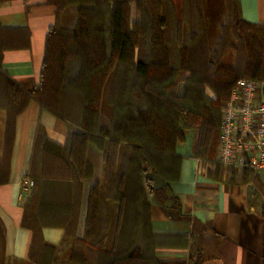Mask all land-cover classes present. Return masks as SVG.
I'll return each mask as SVG.
<instances>
[{
  "label": "trees",
  "instance_id": "trees-1",
  "mask_svg": "<svg viewBox=\"0 0 264 264\" xmlns=\"http://www.w3.org/2000/svg\"><path fill=\"white\" fill-rule=\"evenodd\" d=\"M83 1L85 0H47V3L54 6L55 23L46 34L39 83L31 91L12 79L3 68L0 47V108L7 112L8 142L15 118L28 101L33 99L42 108L79 129V132L69 135L65 148L68 158L81 150L79 166L86 167V172L76 169L77 182L72 175L68 180L38 174L44 170L42 165L41 170L39 168L37 172L31 173V191L34 192L30 201L33 204L30 208H26L25 204V216L22 220V225L32 232L27 258L32 256L31 248L34 245L33 251L39 248L49 249L55 250L57 254L65 248L68 257L78 256V250L90 238L88 227L96 214L95 208H108L109 201L114 200L118 209L113 245L111 249H103L101 240V247L96 243L91 249L92 253L98 255L95 264H161L155 257L160 237L152 231L146 194L147 191H154L161 198L165 194L161 188H153V179L147 174H154L165 182L174 181L178 178L179 163L183 157L217 162L214 158L221 101L228 97L238 77L246 75L257 79L262 75L264 68L261 43L264 47V24L243 19L239 2L234 0L237 7H234L231 17L220 25L219 31L223 29L219 37L223 41L220 42L222 47L210 49L208 29L203 23L189 29V35L193 39L189 45L183 44V36L178 29L175 37L177 65H172L162 31L166 19L159 13L158 0H145V10L150 14L147 27L142 17L139 22L130 23L131 0H99L109 5L103 4L106 13L102 16L101 26L94 30L87 27ZM69 6H76L77 21L71 34H67V40L80 50V58L76 63L70 62L71 65L67 67L63 64V59L65 54L68 59L70 53L60 47L59 39H54L58 37L54 27L57 26L60 11ZM176 11L179 15L180 8L177 7ZM225 25H228V32ZM106 31L109 55L106 52ZM136 46H140L141 55L135 59ZM54 47L57 59L61 60L57 71L61 77V86L68 88L70 83L81 81V87L85 89L82 94L78 92L79 102L70 107L75 112L71 118L62 109L58 111L53 108L50 104L54 100L46 95V91H54L57 86L56 81L47 77L52 68L51 61H55L51 55ZM230 50L234 51V63L227 65L224 60ZM73 52L77 54L76 50ZM84 71L88 72L86 78L81 77L78 81L77 77ZM207 91H210L209 95ZM191 134L194 140L190 143ZM207 140L209 143L206 146ZM87 141L94 142L103 150L105 174L89 190L84 234L82 238H77L75 231L81 185L88 176L83 175L87 174L89 166L83 156ZM188 144L191 147L189 153L184 152L189 147ZM60 150L61 146L48 139L43 140L42 152L59 154ZM115 151L117 157L125 154L130 163L129 175H111L106 171V161ZM7 156L0 158V178L5 171ZM205 156L211 158L207 159ZM102 195L106 199H101ZM32 209L34 223L31 225L28 218ZM121 218L127 229L133 228L134 238L125 250L114 252L120 238L117 230L118 225H121ZM45 226L64 229L60 245L50 244L42 238L41 230ZM125 240L126 245L130 237ZM4 257L7 256L3 251L0 235V259L3 260ZM74 261L77 260L72 258V262Z\"/></svg>",
  "mask_w": 264,
  "mask_h": 264
},
{
  "label": "crops",
  "instance_id": "crops-1",
  "mask_svg": "<svg viewBox=\"0 0 264 264\" xmlns=\"http://www.w3.org/2000/svg\"><path fill=\"white\" fill-rule=\"evenodd\" d=\"M238 2L243 19L264 24V0ZM54 23V6L47 0H0L2 66L29 91L39 83L46 34ZM224 62L232 65L234 54L228 51ZM7 121L6 110L0 108V158L7 156V147L9 154L0 178V235L5 255L25 260L32 232L22 225L29 192L21 190V180L39 170L43 140L61 146L50 165L54 178L73 176L76 181L77 171L86 172V167L79 166L81 150L68 158L65 148L69 135L79 129L35 100L30 99L15 118L9 142ZM83 156L89 166L81 185L77 238L84 234L89 190L105 174L103 150L94 142L87 141ZM147 175L153 188L165 194L164 198L154 191L146 194L152 231L160 237L155 257L161 264H264V169L252 172L183 157L176 180L165 182ZM109 208L115 224L117 202L110 200ZM113 232L114 227L108 243ZM41 234L46 242L60 245L64 229L45 226Z\"/></svg>",
  "mask_w": 264,
  "mask_h": 264
},
{
  "label": "rangeland",
  "instance_id": "rangeland-1",
  "mask_svg": "<svg viewBox=\"0 0 264 264\" xmlns=\"http://www.w3.org/2000/svg\"><path fill=\"white\" fill-rule=\"evenodd\" d=\"M176 1V2H175ZM158 0L159 2V13L160 15L166 19V23L164 24V27L162 29L165 37V45L167 47L171 64L177 65V43H176V35L177 30L179 29L183 36V44L189 45L193 42V39H191L189 35V29L192 27H196L198 25H201L202 23L206 28L208 29V37H209V46L210 49L222 47L220 45V42H223L220 37L221 33L223 32V29H220V25L229 17H231L232 11L234 10V7H237L234 0ZM103 2H100L99 0H85L83 1V7L84 8V19H86L87 27H90V30H94L96 27H100L102 23V16L106 13L105 6H108L109 4H104ZM177 5V6H176ZM180 8V14L177 15L176 8ZM77 8L76 6H69L65 8L64 10L60 11L58 14L57 19V26L54 27L55 29V35L58 37H54V39H59V45L60 47H64L67 50V54H65L63 59V64L71 65L70 62L76 63L79 59L78 55L80 54V50H78L77 47H75L74 43H68V35L71 34L73 29L76 25V14ZM178 16V17H177ZM141 17L144 19V24L147 27L149 25L150 21V14L148 10H145V0H131L129 4V19L130 23L139 22L141 20ZM228 18V19H229ZM178 20V21H177ZM178 22V24L176 23ZM228 24V22H227ZM179 26V27H178ZM227 32H228V25H225ZM225 29V28H224ZM59 32L62 34H59ZM68 34V35H67ZM106 42H107V48L106 52L109 55V41H108V34L107 31L105 32ZM55 41V40H54ZM56 42V41H55ZM216 46V47H215ZM140 46H136L135 50V56L140 57L141 55V48ZM58 50V48H57ZM73 50H76L77 54L73 52ZM261 50H263L262 53V60L264 68V47L261 43ZM54 53L52 52L51 55L53 56V59L55 61H51V67L50 68V74L47 76L49 80L56 81L57 86H55V90L46 91V95H49L50 98H52L54 101L51 102V106L58 111L62 109L65 113H67V116L74 117L71 115H75V112L71 111L70 107L72 105H75V103L79 102L78 99V92H84V88L81 87V77L86 78L88 72L84 71L82 74H80V77H77L78 81L75 83H70L69 87L61 86V77L58 76V64L61 63V60H58L56 57V48L53 49ZM69 51V52H68ZM231 51V52H230ZM229 53H233L234 51L230 50ZM232 55V54H230ZM174 61V62H173ZM73 69V68H72ZM55 73V74H54ZM52 76V78H51ZM46 77V79H48ZM248 77L246 75L240 76V78ZM239 78V77H238ZM257 80H260L264 83V71H262V75H259L257 77ZM181 81V80H180ZM182 83V82H180ZM179 83V84H180ZM53 84V83H52ZM80 86V87H79ZM60 88V90H59ZM83 90V91H81ZM208 95L210 94V91H207ZM41 95V94H40ZM40 97V96H39ZM47 97V98H49ZM41 98V97H40ZM102 99V98H101ZM61 110V111H62ZM221 116V114H220ZM219 130H220V124H219ZM219 133V132H218ZM192 135V134H191ZM190 135V143L194 140L193 135L191 138ZM219 136V134H218ZM215 142V141H214ZM189 143V142H188ZM206 143V142H205ZM209 141L207 140L208 145ZM211 143V142H210ZM218 143V142H217ZM188 148L184 150V152H190V144H188ZM213 146V144H212ZM212 146L210 147V150H212ZM208 148V147H207ZM217 148V145H216ZM216 148H215V161H217V155H216ZM127 154V152H126ZM207 158V156H205ZM54 155L48 152H42L39 155V164L42 165L44 168L43 171H39L38 174L41 175H50V165L53 163ZM211 158V157H210ZM207 158V159H210ZM217 163V162H216ZM106 167L111 175H129L130 170V163L124 156L117 157L116 151L111 155L108 160L106 161ZM54 167H52V173H53ZM112 169V170H111ZM41 170V168H40ZM253 172V171H252ZM108 173V175H109ZM115 173V174H112ZM33 191H30L27 200L25 202L26 208H30V205L33 203L30 201L31 196L33 194ZM106 199L105 195H102L101 199ZM34 201V200H33ZM101 201V200H100ZM107 201V200H106ZM31 210V209H30ZM93 215V221L90 222V225L88 227V233H89V239L84 243V246L78 250V256H70L67 255V250L65 248L60 252L56 254L55 250H49V249H35V245L33 248H31V254L30 258H27L25 261H15L13 258L10 257H4L3 260L0 259V264H95L98 255L92 253L91 249L96 246V243L101 247V244L99 240L102 241V247L103 249H111L112 248V241L111 243L107 242V237L109 234V231L111 228H115V224L111 223V210L108 206V208H105L103 206H97L94 210ZM30 216L28 218L29 224L34 223V216H33V209L30 212ZM29 215V214H28ZM117 215V213H116ZM122 221V218H121ZM125 225L123 221L121 222V225H118V236L120 237L116 248L114 252H119L122 250H125L133 237V228L131 230L127 229V226H124V229H122V226ZM138 227L140 226L139 222L137 223ZM130 237L129 242L125 245L126 240L125 238ZM124 239V240H123ZM122 245V248H121ZM67 248V247H66ZM57 257V259H56ZM95 257V258H94ZM72 258H75V260L72 262Z\"/></svg>",
  "mask_w": 264,
  "mask_h": 264
},
{
  "label": "built area",
  "instance_id": "built-area-1",
  "mask_svg": "<svg viewBox=\"0 0 264 264\" xmlns=\"http://www.w3.org/2000/svg\"><path fill=\"white\" fill-rule=\"evenodd\" d=\"M217 162L249 171L264 169V83L238 78L221 101ZM33 179L24 177L21 190L30 192Z\"/></svg>",
  "mask_w": 264,
  "mask_h": 264
}]
</instances>
